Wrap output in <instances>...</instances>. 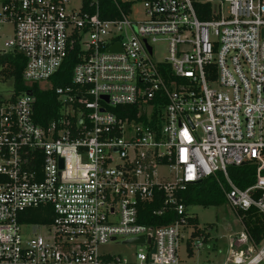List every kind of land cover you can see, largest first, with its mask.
<instances>
[{"label":"built area","instance_id":"obj_1","mask_svg":"<svg viewBox=\"0 0 264 264\" xmlns=\"http://www.w3.org/2000/svg\"><path fill=\"white\" fill-rule=\"evenodd\" d=\"M111 2L117 14L103 18L101 0H0V30L12 33L0 54L24 56L28 86L0 97V264H129L99 247L139 236L135 262L178 264L180 243L198 249L204 235L191 236L176 192L207 177L236 213L264 217V0H141L139 19L132 1ZM76 48L71 84L54 88L59 116L40 126L29 88L51 89ZM118 105L139 111L108 109ZM248 161L255 181L240 188L227 168ZM157 197L152 213L175 219L141 223L140 205ZM38 207L49 223L20 222ZM238 220L226 262L264 264V236L255 242Z\"/></svg>","mask_w":264,"mask_h":264},{"label":"trees","instance_id":"obj_2","mask_svg":"<svg viewBox=\"0 0 264 264\" xmlns=\"http://www.w3.org/2000/svg\"><path fill=\"white\" fill-rule=\"evenodd\" d=\"M119 2L123 8H129L130 2ZM100 7L103 18H113L117 14L115 5L111 0H101ZM197 17L199 19L207 18L206 16L200 15L198 12ZM78 61V48H76L75 51L67 56L57 73L49 78L51 89H41L36 83L30 86L29 89L34 96L33 119L38 125L46 126L59 116L60 102L56 97L54 88L71 84V71ZM24 63L25 58L21 53L10 52L0 54V78L2 81L10 84L14 94L28 89V86H25L22 79ZM108 109L118 116L128 115L131 118H135L139 111L137 105H118L109 107ZM139 119L145 120L146 117L141 116ZM255 169V164L248 161L239 166H229L227 168V173L230 180L235 185L240 188H245L255 181ZM176 198L187 208L191 205H200L202 207L219 206L225 202L220 186L211 177L203 178L196 183L186 184L184 189L176 192ZM160 205L161 201L159 202L158 197L157 199L155 198V200L142 203L139 208V221L154 226H162L171 223L175 219V215L171 210H163V212L158 215L152 213L153 209L160 207ZM237 215L241 218L253 240L259 242L264 236V217L259 215L253 208L244 211L239 210L237 211ZM23 217L24 218L20 220L22 223H49L52 219V212L49 207L29 208L23 210ZM187 223L193 227L192 237L203 234V241L205 242L207 240V233L204 232L203 228L199 227L196 217H189ZM189 245L190 244H188L187 247V255L191 256L193 250Z\"/></svg>","mask_w":264,"mask_h":264},{"label":"rangeland","instance_id":"obj_3","mask_svg":"<svg viewBox=\"0 0 264 264\" xmlns=\"http://www.w3.org/2000/svg\"><path fill=\"white\" fill-rule=\"evenodd\" d=\"M76 1V0H74ZM132 1L134 13L131 19H139L141 16V0ZM12 33L9 25H5L0 30V51L7 50L3 43L10 39ZM154 59H163L166 56V45L164 41H158L153 44ZM12 94L10 84L4 82L0 78V97L9 98ZM189 215L196 217L200 228L207 233V240L201 243L198 249H193L191 256L187 255L185 242L180 243L178 249L179 263L178 264H232L226 262L228 257L229 239L230 236L241 230V224L238 220L237 213L226 203L219 206L202 207L200 205H191L187 208ZM24 236L33 234L31 228L26 225L22 226ZM39 233H45V228L36 230ZM188 230L184 234V239L189 235ZM143 249V246L138 244H125L118 241L109 242L106 245L99 247V251L109 254H119L125 257L129 264H141L134 259L135 251Z\"/></svg>","mask_w":264,"mask_h":264},{"label":"water","instance_id":"obj_4","mask_svg":"<svg viewBox=\"0 0 264 264\" xmlns=\"http://www.w3.org/2000/svg\"><path fill=\"white\" fill-rule=\"evenodd\" d=\"M120 47L118 44H112L107 48V51H119ZM150 51V49L148 48ZM101 98L105 101H107L106 96H101ZM148 241V240H147ZM144 242V238L142 236L139 237H132V238H127L119 241V243H125V244H140Z\"/></svg>","mask_w":264,"mask_h":264}]
</instances>
